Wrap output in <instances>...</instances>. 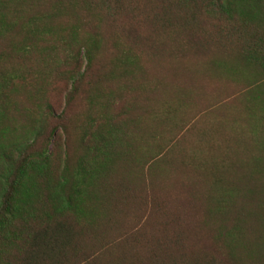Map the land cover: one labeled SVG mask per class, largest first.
Masks as SVG:
<instances>
[{
	"label": "rangeland",
	"instance_id": "rangeland-1",
	"mask_svg": "<svg viewBox=\"0 0 264 264\" xmlns=\"http://www.w3.org/2000/svg\"><path fill=\"white\" fill-rule=\"evenodd\" d=\"M26 1L33 4V13L41 15L52 4L58 6L54 16L41 24L48 34L40 46L51 58L44 62L30 56L20 65L21 75L30 84L13 80L0 90V142L25 138L39 144L54 128L45 150V167L55 177L64 163L71 167L82 154L78 138L84 130L96 133L95 126L111 120L123 131L114 173L126 175V181L141 192L128 200L121 227L126 228L136 214L129 211L131 204L139 207L140 199L152 195L157 204L149 211L145 237L153 233L175 251L172 238L177 231L183 246L194 244L192 250L214 249L222 254L212 230L227 221L209 215L205 226L210 212L206 200L213 194L210 178L187 166L162 181V166L151 162L171 144L176 156L180 151L196 156L194 163L199 157L210 166L223 161L222 181L250 190L241 192L227 215L232 218L241 204L260 213L264 204V68L259 57L264 59V53H247L246 35L228 33L224 20L205 13L198 2L193 7L190 0H120L123 9L113 22L106 20V5L100 0ZM229 6L235 23L264 32V0H231ZM190 15L187 24L179 25ZM123 28L130 30L128 37ZM15 32L19 46L28 44L22 32ZM63 40L70 50L76 47L73 42L91 43L100 61L94 76L84 77L70 92L67 76L70 71L80 74L84 60L76 66L67 62ZM114 45L125 48L129 61L119 63L125 59L122 55L119 61L113 60ZM89 95L95 98L87 99ZM129 120L134 122L132 133ZM139 169L153 184L146 194ZM246 220L254 224L252 218ZM111 234L110 228L107 240Z\"/></svg>",
	"mask_w": 264,
	"mask_h": 264
},
{
	"label": "trees",
	"instance_id": "trees-1",
	"mask_svg": "<svg viewBox=\"0 0 264 264\" xmlns=\"http://www.w3.org/2000/svg\"><path fill=\"white\" fill-rule=\"evenodd\" d=\"M119 1L100 0L106 5V20L113 22L121 13L123 7ZM230 1L190 0L193 7L198 2L205 13L224 20L228 33L246 35L247 44L243 48L247 53H264V32L251 25L243 27L235 23L229 12ZM28 7L30 9L26 11ZM32 7L33 4L26 0H0V90L13 80L30 84L20 70V65L28 62L30 56L36 55L44 62L51 58L40 46L48 34L41 24L54 16L58 6L52 4L43 15L33 13ZM188 17L192 18V15L185 16L179 25L187 24ZM15 30L23 33V40L28 44L23 42L19 46L15 42ZM123 32L128 37L130 30L123 28ZM73 44L76 47L70 50V44L61 41L63 58L69 63L74 62L75 66L83 59L84 67L80 74L69 72V92L74 91L84 77L88 80L94 76L100 67L91 43ZM113 49L110 50L114 52L113 60L119 61L122 55L125 59L119 63L129 61L123 46L114 45ZM259 60L264 68V59L259 57ZM42 70L47 72L45 66ZM41 82L42 79L37 81ZM86 98L92 100L95 97L89 95ZM133 124V120L127 123L130 133ZM121 127L111 120H103L100 127H94L98 129L96 133L84 130L78 138L82 154L71 167L64 163L55 177H50L45 167V150L54 128L39 144L36 139L23 141L25 138L0 142V264H264V204L260 205V213L248 204L245 207L237 205L236 214L230 218L227 209L234 205L242 191L247 194L250 190L222 181L223 161L210 166L199 157L195 158L197 163L191 162L196 156L190 158L180 151L177 157L172 150L174 144L164 146L160 156L151 163L162 166V181L173 177L179 167L183 171L187 166L210 178L213 194L206 196L210 212L205 226L209 215L210 218L219 215L221 221H227L224 227L214 226L212 230L223 255L213 252L214 249L192 250L194 244L183 246L177 231L172 238L175 251L153 233L145 237L149 211L157 204L152 195L140 199L139 207L131 204L129 211L139 213L131 215L128 226L123 229L119 224L120 216L127 210L128 200L141 192L126 181V175L114 173L122 141ZM29 176L30 181L26 183ZM138 176L146 194L153 184L147 183L141 169ZM246 218H252L254 224L249 225ZM110 228L113 236L107 240ZM168 248L172 250L170 253Z\"/></svg>",
	"mask_w": 264,
	"mask_h": 264
}]
</instances>
